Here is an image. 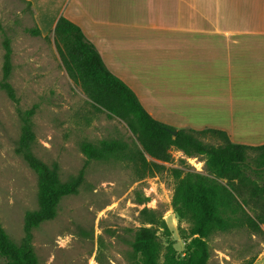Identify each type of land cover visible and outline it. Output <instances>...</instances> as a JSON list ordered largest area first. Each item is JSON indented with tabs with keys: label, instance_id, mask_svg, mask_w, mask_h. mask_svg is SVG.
Wrapping results in <instances>:
<instances>
[{
	"label": "rangeland",
	"instance_id": "1",
	"mask_svg": "<svg viewBox=\"0 0 264 264\" xmlns=\"http://www.w3.org/2000/svg\"><path fill=\"white\" fill-rule=\"evenodd\" d=\"M213 1L135 0L133 7L139 9L135 14L155 10L159 15L133 16L132 22H143L141 18H150L155 23H183L196 19L201 22L195 14L182 13L185 10L196 11L201 6L206 13L212 8H219L221 22L229 19L230 12L238 15V21L241 22L244 12L248 11L245 10L248 7L245 0H216L215 4ZM252 1L249 10L255 11L258 0L257 3ZM171 10L173 15L179 13L181 16L171 15ZM48 11L50 13L38 15L26 0H0V81L5 53L3 42L9 37L13 49L10 81L18 99L12 100L0 87L2 226L15 243L21 244L25 214L38 207L37 174L16 152L24 124L23 113L35 107L31 117L36 135L32 145L34 153L50 165L58 163L63 181L77 176L82 168L85 172L78 193L63 197L56 217L34 229L32 242L39 263L137 264L132 256V241L135 229L144 225L140 213L145 206L161 213L171 231L168 238L162 229L158 230L163 249L168 239H172L177 253L183 256L190 224L181 221L173 210L175 180L169 169L178 167L215 176L207 166L206 158L202 155L187 156L182 150L172 148V161L161 162L166 170L144 178L136 176L130 162L114 159H90L87 162L81 149L83 141L99 143L102 140L121 139L132 143L135 136L124 120L110 117L106 111H97L82 88L69 77L51 30L53 7ZM213 15L206 14L201 23H217L218 19L215 20ZM254 18L257 20L258 17ZM125 23L129 22L126 20ZM37 26L41 34L35 35L28 31ZM135 68L130 57L127 69L125 66L121 70L131 73ZM147 92L143 95L144 103L148 107L151 104L159 121L166 123L164 120L169 119L172 113L165 111L163 101L150 99L149 90ZM202 139L215 145L223 142L220 137L209 133ZM254 155V152L250 153L249 162H252ZM148 159L152 160L151 157ZM243 168L250 180L264 185V171H252L249 166ZM220 180L227 182L226 179ZM246 209L253 214L251 204ZM208 242L211 250L209 264H247L250 261L252 264H264V234L239 227L217 231L208 238ZM3 261L0 255V263Z\"/></svg>",
	"mask_w": 264,
	"mask_h": 264
},
{
	"label": "trees",
	"instance_id": "2",
	"mask_svg": "<svg viewBox=\"0 0 264 264\" xmlns=\"http://www.w3.org/2000/svg\"><path fill=\"white\" fill-rule=\"evenodd\" d=\"M28 31L41 34L38 26ZM53 32L69 77L82 88L97 111H106L108 116L124 120L135 136L132 143L121 139L99 143L83 141L81 149L87 162L90 159L130 162L136 176L144 178L166 170L161 162L172 161L171 149L177 148L187 156H204L215 175L178 167L169 169L175 180L173 210L181 221L190 224L185 253L183 256L177 253L172 239H168L163 249L158 230L162 229L168 238L171 231L161 213L145 206L140 213L144 225L135 229L132 241V256L137 264H209L211 250L208 238L213 233L246 227L253 233L264 234V185L250 180L243 168L249 166L252 171H264V144L234 143L223 130L177 128L157 120L134 90L108 68L99 49L79 25L60 16ZM3 44L5 53L0 87L17 101L10 81L13 69L10 38L6 37ZM34 113L35 107L23 113L24 124L16 152L37 174L38 207L25 214L21 244L10 238L0 222V255L4 258L0 264H40L32 242L34 229L54 219L63 197L78 193L84 181V168L77 176L63 181L58 163L50 165L34 153L32 145L36 135L31 123ZM207 133L220 137L223 142L217 145L204 142L202 137ZM253 152L255 155L249 162ZM220 178L227 182L223 183ZM249 204L253 207V214L246 209ZM247 264H252V261Z\"/></svg>",
	"mask_w": 264,
	"mask_h": 264
},
{
	"label": "crops",
	"instance_id": "3",
	"mask_svg": "<svg viewBox=\"0 0 264 264\" xmlns=\"http://www.w3.org/2000/svg\"><path fill=\"white\" fill-rule=\"evenodd\" d=\"M26 1L38 15L53 7V29L60 16L79 25L108 68L134 90L154 118L160 120L143 100L148 90L150 99L163 101L165 111L172 113L164 120L168 125L219 129L234 143L264 144V0H255V11L249 10L253 1L245 0L248 11L241 22L231 12L221 22L219 8L182 11L201 22L206 14H214L218 22L209 24L197 19L155 23L150 18L135 24L133 16L159 15L155 10L135 14V0ZM130 57L136 70L127 73L121 69H127Z\"/></svg>",
	"mask_w": 264,
	"mask_h": 264
},
{
	"label": "water",
	"instance_id": "4",
	"mask_svg": "<svg viewBox=\"0 0 264 264\" xmlns=\"http://www.w3.org/2000/svg\"><path fill=\"white\" fill-rule=\"evenodd\" d=\"M173 134H176V131H173Z\"/></svg>",
	"mask_w": 264,
	"mask_h": 264
}]
</instances>
